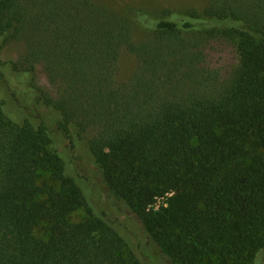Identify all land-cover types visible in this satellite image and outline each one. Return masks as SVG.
Wrapping results in <instances>:
<instances>
[{
    "label": "trees",
    "instance_id": "1",
    "mask_svg": "<svg viewBox=\"0 0 264 264\" xmlns=\"http://www.w3.org/2000/svg\"><path fill=\"white\" fill-rule=\"evenodd\" d=\"M172 1L0 0V264H264V0Z\"/></svg>",
    "mask_w": 264,
    "mask_h": 264
},
{
    "label": "rangeland",
    "instance_id": "2",
    "mask_svg": "<svg viewBox=\"0 0 264 264\" xmlns=\"http://www.w3.org/2000/svg\"><path fill=\"white\" fill-rule=\"evenodd\" d=\"M207 0H173L174 6L199 7L202 8ZM161 5V4H160ZM24 53L21 44H11L2 52L3 61H17ZM206 62L210 69L227 75L237 64L238 55L236 49L227 42L214 41L205 47ZM123 75L126 79L128 72L134 67V62L130 57H125L122 63ZM38 84L49 92H54V87L48 81V78L42 67L37 68ZM43 180H49V175H44ZM42 180V181H43ZM168 200H159L155 210L160 211L162 207H168ZM86 217L84 211H79L75 216V221H81ZM138 256L144 264H179L166 252L165 249L152 245L147 239L143 241ZM207 264H213L208 262Z\"/></svg>",
    "mask_w": 264,
    "mask_h": 264
}]
</instances>
